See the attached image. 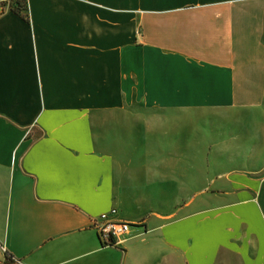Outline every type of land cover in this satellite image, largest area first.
<instances>
[{
    "label": "crops",
    "instance_id": "crops-1",
    "mask_svg": "<svg viewBox=\"0 0 264 264\" xmlns=\"http://www.w3.org/2000/svg\"><path fill=\"white\" fill-rule=\"evenodd\" d=\"M7 257L264 264V0H0Z\"/></svg>",
    "mask_w": 264,
    "mask_h": 264
},
{
    "label": "built area",
    "instance_id": "built-area-1",
    "mask_svg": "<svg viewBox=\"0 0 264 264\" xmlns=\"http://www.w3.org/2000/svg\"><path fill=\"white\" fill-rule=\"evenodd\" d=\"M115 210L103 213L92 220V227L96 231L100 245L103 247H116L123 243L129 234L131 223L112 217ZM8 264H22L13 257H7Z\"/></svg>",
    "mask_w": 264,
    "mask_h": 264
},
{
    "label": "rangeland",
    "instance_id": "rangeland-1",
    "mask_svg": "<svg viewBox=\"0 0 264 264\" xmlns=\"http://www.w3.org/2000/svg\"><path fill=\"white\" fill-rule=\"evenodd\" d=\"M200 118H206V115H200ZM207 123L205 122V124H202L200 123V134H199V141H200V144H199V151H200V158H199V169H205L206 168V142H207V139L208 138V131L210 130L209 127H206ZM201 186V184H199V187ZM186 193H189V192H183V193H180L179 196H178V200H183L185 199L186 197ZM171 196L168 195L167 197V204H168V207L172 204L171 203Z\"/></svg>",
    "mask_w": 264,
    "mask_h": 264
},
{
    "label": "trees",
    "instance_id": "trees-1",
    "mask_svg": "<svg viewBox=\"0 0 264 264\" xmlns=\"http://www.w3.org/2000/svg\"><path fill=\"white\" fill-rule=\"evenodd\" d=\"M23 9V5H21L19 2H17L16 8H14V12L19 13L20 10Z\"/></svg>",
    "mask_w": 264,
    "mask_h": 264
}]
</instances>
